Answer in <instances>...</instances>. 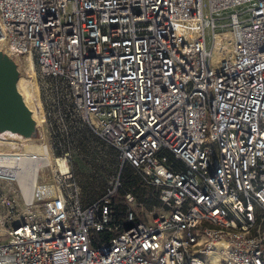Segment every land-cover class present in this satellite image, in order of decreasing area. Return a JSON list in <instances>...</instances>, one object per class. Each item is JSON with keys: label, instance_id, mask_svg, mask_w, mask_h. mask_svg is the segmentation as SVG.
I'll list each match as a JSON object with an SVG mask.
<instances>
[{"label": "built area", "instance_id": "obj_1", "mask_svg": "<svg viewBox=\"0 0 264 264\" xmlns=\"http://www.w3.org/2000/svg\"><path fill=\"white\" fill-rule=\"evenodd\" d=\"M6 46L39 102L0 131V264H264V0H0ZM90 137L114 164L84 202Z\"/></svg>", "mask_w": 264, "mask_h": 264}, {"label": "rangeland", "instance_id": "obj_2", "mask_svg": "<svg viewBox=\"0 0 264 264\" xmlns=\"http://www.w3.org/2000/svg\"><path fill=\"white\" fill-rule=\"evenodd\" d=\"M241 6H235L226 10L224 12L225 18L222 22L227 24L226 26H217L216 30L231 28L232 26L229 24V13ZM211 34L212 28L210 26L206 27L207 46H210ZM25 60L26 57H22L18 58L16 62L19 64L20 74L24 77H30L31 74L27 69V63ZM97 142L99 144V149L92 147V144L96 146ZM77 146L78 149L76 150L72 162L74 177L81 185L83 201L91 202L101 193L106 183V179L113 169L114 151L111 147L106 146L102 141L97 140L95 137H90L88 139L81 138L78 140ZM123 169H125V167ZM208 257L209 261H205V264H219L218 258L214 257V255L208 254Z\"/></svg>", "mask_w": 264, "mask_h": 264}, {"label": "water", "instance_id": "obj_3", "mask_svg": "<svg viewBox=\"0 0 264 264\" xmlns=\"http://www.w3.org/2000/svg\"><path fill=\"white\" fill-rule=\"evenodd\" d=\"M18 76L14 58L0 50V131L11 129L31 135L35 122L17 88Z\"/></svg>", "mask_w": 264, "mask_h": 264}, {"label": "bare ground", "instance_id": "obj_4", "mask_svg": "<svg viewBox=\"0 0 264 264\" xmlns=\"http://www.w3.org/2000/svg\"><path fill=\"white\" fill-rule=\"evenodd\" d=\"M4 51L7 54H11V49L8 46L5 47ZM22 57H26L25 62L27 63V69L29 70L31 75L30 77H24L20 74L21 73L20 72L17 79V87L21 92L23 100L25 101L27 106L33 110V116H36V113L34 111V106L36 105L37 102H39V86L37 82L36 68H35L34 60L30 54L26 53L24 55L13 56L14 60L15 59L17 60L18 58H22ZM17 65L19 69V64L17 63ZM208 254L214 255V257L218 258V260L220 258L219 253L216 251H211Z\"/></svg>", "mask_w": 264, "mask_h": 264}, {"label": "trees", "instance_id": "obj_5", "mask_svg": "<svg viewBox=\"0 0 264 264\" xmlns=\"http://www.w3.org/2000/svg\"><path fill=\"white\" fill-rule=\"evenodd\" d=\"M123 179H124V188H131L136 193H144L147 192L148 202L150 204H157L159 202L157 196L153 192V189L151 187L145 188L141 186V181L139 177H137L132 170L126 166L122 173ZM115 211L117 213V217L123 219L124 217V205L122 202V195L118 194L115 199ZM95 243L98 242V239L94 240Z\"/></svg>", "mask_w": 264, "mask_h": 264}]
</instances>
